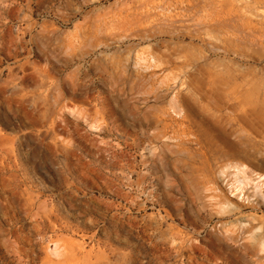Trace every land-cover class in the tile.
<instances>
[{"label":"rangeland","instance_id":"374dc122","mask_svg":"<svg viewBox=\"0 0 264 264\" xmlns=\"http://www.w3.org/2000/svg\"><path fill=\"white\" fill-rule=\"evenodd\" d=\"M0 264H264V0H0Z\"/></svg>","mask_w":264,"mask_h":264},{"label":"bare ground","instance_id":"6f19581e","mask_svg":"<svg viewBox=\"0 0 264 264\" xmlns=\"http://www.w3.org/2000/svg\"><path fill=\"white\" fill-rule=\"evenodd\" d=\"M261 177V176H260ZM262 178V177H261ZM257 179H260L259 177ZM259 181V180H258ZM262 245V244H261Z\"/></svg>","mask_w":264,"mask_h":264}]
</instances>
